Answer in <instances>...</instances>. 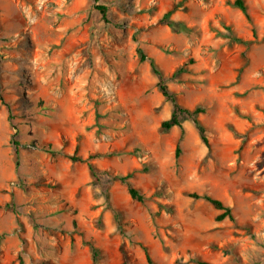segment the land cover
Wrapping results in <instances>:
<instances>
[{
    "label": "rangeland",
    "instance_id": "obj_1",
    "mask_svg": "<svg viewBox=\"0 0 264 264\" xmlns=\"http://www.w3.org/2000/svg\"><path fill=\"white\" fill-rule=\"evenodd\" d=\"M233 1L0 0V264H264V0Z\"/></svg>",
    "mask_w": 264,
    "mask_h": 264
},
{
    "label": "trees",
    "instance_id": "obj_2",
    "mask_svg": "<svg viewBox=\"0 0 264 264\" xmlns=\"http://www.w3.org/2000/svg\"><path fill=\"white\" fill-rule=\"evenodd\" d=\"M232 4H233V6L238 8L244 14V16L249 20L250 17H249V14L247 12V7L244 3V0H234L232 2ZM96 8L100 11V13L104 17L106 16V7L97 6ZM169 15H170V12L166 13V15L163 17V21L169 27L174 29L176 24L174 21L169 19ZM225 28L227 31L231 32L229 27L226 26ZM138 53H139V58L141 61L146 59V55L141 49H138ZM149 64L151 66L152 72L158 78L157 85H158L159 91L167 100H170V102L172 104V110H171L170 117L161 123V130L167 131L170 128L176 126L180 129V131L182 133V131H183L182 122L184 120L188 119V120L192 121V123H193L194 127L196 128V130H197L201 140L203 141V143L208 146V140H207V136H206V127L202 124V122L198 118V115L205 111L204 107L197 106L193 109H188V108L181 106L179 103H177L173 94L168 90L166 82H165V78H164L162 72L160 71V69L156 66V64L154 63V61L152 59H149ZM179 71H181V69ZM178 152H179V148L177 146L176 147V154H178ZM89 168H90L91 173L97 174L95 168L92 165H90ZM128 177H130L129 174L124 175V176H118L117 178L120 181L124 182ZM128 192H129V195L132 199L137 200L139 202H143L146 199V197L140 192V190H138L137 188H135L133 186H130V185L128 186ZM189 196H191L194 199H203V200L209 202L214 208L219 209V210H223V212L218 216V219H222L224 217H229L230 219H232L231 210L228 207L224 206V204L220 200L215 199V198H213L209 195H206V194L200 195L197 193H190ZM91 251L94 254V256L97 255L96 249L93 246H91ZM145 252H146V256H147V260H148L149 264H153L151 258L147 254L146 249H145ZM197 263L198 264H211V263L204 262V261H198Z\"/></svg>",
    "mask_w": 264,
    "mask_h": 264
}]
</instances>
